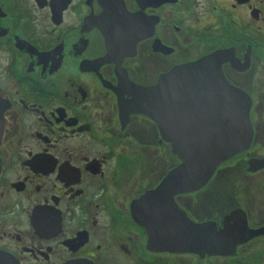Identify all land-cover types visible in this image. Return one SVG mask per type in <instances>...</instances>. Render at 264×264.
<instances>
[{"label": "flooded vegetation", "instance_id": "obj_1", "mask_svg": "<svg viewBox=\"0 0 264 264\" xmlns=\"http://www.w3.org/2000/svg\"><path fill=\"white\" fill-rule=\"evenodd\" d=\"M202 58L248 98L251 142L165 197L173 125L134 102ZM0 100L13 264H264V0H0Z\"/></svg>", "mask_w": 264, "mask_h": 264}, {"label": "water", "instance_id": "obj_2", "mask_svg": "<svg viewBox=\"0 0 264 264\" xmlns=\"http://www.w3.org/2000/svg\"><path fill=\"white\" fill-rule=\"evenodd\" d=\"M163 88L171 92L173 112L161 113L157 106ZM168 100L163 98L164 102ZM249 104L240 90L225 82L218 66L205 58L173 69L149 92L138 96L134 111L155 122L159 118L168 120L174 129L167 135L180 163L165 176L158 192L168 197L197 190L206 184L219 164L244 151L252 138ZM4 127L0 100V145ZM263 166L264 163L257 167ZM148 233L153 239L174 235L172 229L161 228L148 229ZM179 236H190V230L181 227ZM2 256L0 264H13Z\"/></svg>", "mask_w": 264, "mask_h": 264}]
</instances>
